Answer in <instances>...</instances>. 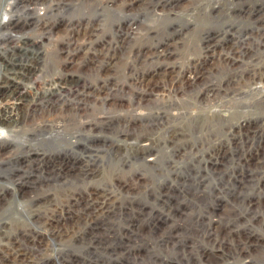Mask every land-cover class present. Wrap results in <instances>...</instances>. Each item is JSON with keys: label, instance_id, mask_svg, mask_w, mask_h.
<instances>
[{"label": "rangeland", "instance_id": "rangeland-1", "mask_svg": "<svg viewBox=\"0 0 264 264\" xmlns=\"http://www.w3.org/2000/svg\"><path fill=\"white\" fill-rule=\"evenodd\" d=\"M9 1L13 0H0V37L3 32H14L13 38L19 43L20 37L37 35L40 27L36 25L9 30L4 24L17 17L26 18L27 7L37 6L44 14L51 0H14V10L1 11ZM60 1L65 17L97 13L92 21L85 17L81 24H75L80 26L74 32L77 39L83 38L86 27L101 26L99 21L109 24L104 29L110 33L111 23L115 30L117 22L136 17L125 22V28L131 25L142 29L147 25L155 29V39L164 37L167 44L171 43L163 63L165 77L150 76L145 71V83L152 92L139 97L137 109L150 119L152 115L154 122L159 115L163 117L149 129L150 138L145 141L117 135L111 129H99L94 138L89 135L86 139L92 149L76 148L72 161L77 159L80 167L83 164L82 170L92 166L90 175L52 176L46 168L30 169L31 174L21 183L0 175L1 245L17 229L46 232L34 223L37 214L60 204L73 190L84 194L88 187L97 186L109 191L108 207L85 221L78 237L46 235L45 259L34 264H263L259 256L264 255V165L260 168L256 157H264V78L260 75L264 70V0H173L166 7L152 9L144 5L146 0H133L131 7L125 5L126 0ZM60 15L57 17L63 18ZM57 24L53 31L43 33L40 44L46 68L49 72L68 70L76 74L77 62L66 68L55 50V44L66 39L65 31L59 30L61 23ZM32 26L35 31H30ZM243 36L250 37L245 43L247 51L239 53L230 66L223 65L207 76V84L222 93L217 101L208 102L195 89L160 86L162 79L169 85L172 75L180 77L183 72L178 71H186L207 57L210 64L212 53L227 52ZM127 60L128 64L132 61L130 57ZM2 67L0 60V85L4 84ZM114 81L121 87L114 91L120 93L114 98L118 104L111 107L113 98H108L105 107L96 106L92 115L120 114L116 124L121 127L125 123L121 114L135 112L130 101L137 103L138 97L129 94L134 79L128 73ZM200 87L203 89V85ZM243 120L247 126L238 127ZM137 124L131 122V129H139ZM152 145L157 148L154 160H148V155L134 158L136 149ZM42 146L48 153L55 151L48 143ZM124 179L132 180V185L120 186ZM204 249L214 253L203 254Z\"/></svg>", "mask_w": 264, "mask_h": 264}, {"label": "bare ground", "instance_id": "bare-ground-1", "mask_svg": "<svg viewBox=\"0 0 264 264\" xmlns=\"http://www.w3.org/2000/svg\"><path fill=\"white\" fill-rule=\"evenodd\" d=\"M146 1L142 2L145 3L144 5L147 8H151L158 5L166 7L173 0ZM61 3L60 0H51L45 12H43L44 14L39 12L37 6L34 9L27 7L29 10L25 9V12L29 14L25 16L26 18L17 17L12 20L10 19L4 24V27L9 30L25 29L31 25H36L40 27L37 35L20 37L19 43H16L17 40L13 38L14 32H3L0 37V60L1 65H3L1 69L4 82V84L0 85V175L6 179L19 181L20 183L31 174L32 171L30 169L40 170L46 168L47 170L45 171H48L52 176L57 174L61 176L70 174L79 176L90 175V173L94 172L92 166L82 170L84 166L82 164V168V166L80 167L77 164L76 157V162L72 161V155L75 153L76 148L80 147V149L83 148L89 151L92 149L91 146L93 145L86 139L89 135L94 138L96 136L92 135L99 129H111L117 135H123L124 137L134 139V141H145L150 138L149 129L151 130L152 126L158 124L159 119L163 117L157 115L158 120L154 122L151 120L152 115L150 119L145 115L144 111L142 112L137 109L140 108L142 96L152 92V88L145 83V71L152 74L150 76L158 75L161 78L166 74L167 68H165V64L163 63L169 54L167 50L171 46V43L167 44L168 40L164 37L155 39V29L153 30L147 27V25L142 29H139V25V28L131 25L125 28L123 24L135 20L136 17L131 19L125 18L121 22H117L116 25L118 26L115 27V30L111 29L114 24L111 23L110 33H107L104 29L109 24L106 25V21H99L98 25L100 24L101 26L97 28L93 27V29L86 27V30L83 31V38L77 39L74 32L80 26H75V24H81L85 17L89 21H92L97 13H93L90 16L84 15V17L75 15L65 17V13L62 11L64 9L61 10ZM125 5L131 7L133 0H126ZM15 6L16 1H9L1 11L10 12L15 9ZM61 12L62 14L60 15ZM57 14L63 15V18L57 17ZM57 23H61L59 30L65 31L66 39L62 43L61 41L57 43V41L55 50L62 58V61L61 58L60 61L63 66L69 67V65L77 62L78 66L77 68L75 66V68L78 70V73L76 74H72L68 70L60 73L58 71L49 72V69L46 68L40 44L43 38H45L43 33L46 30L50 32L53 25H58ZM1 25L3 24L0 23ZM31 29H33V26L30 28V31ZM142 37L144 40H141ZM249 38L246 36L235 40L232 48L227 52L212 53L211 55L214 60H211V63L213 62L212 65H210L211 63L209 64L210 60L207 57L203 61L193 64L192 67L189 66L185 69L186 71L179 69V74L183 72L180 77L177 75L174 78L176 73L175 75L171 74V83L169 85L164 84V80L162 79L163 84L160 86L173 90L179 88H184L183 90L195 89V92L203 96L208 102L217 101L222 93L210 87V84H207V80L209 79L207 76L219 70L223 65L230 66L233 64L237 60L239 53L247 51L245 43L247 44ZM206 42H209V39ZM82 48L84 53L79 54ZM128 57L132 60L129 61V64ZM125 73H128L131 79H134L133 88L130 89L129 94L131 92L132 95H136L135 97H138V102L134 103L130 101V106L136 108L133 110L135 112L128 114V111L126 114H121L123 116L122 120L125 123L120 127L116 124V116L119 118L120 114H110L107 112L106 114H99L100 112L98 111V115L93 116L92 113L97 108L96 106H104L108 98H113L111 107L118 104L116 99L120 96V93L114 91L118 90V88L121 89V87L114 80L118 75ZM110 75L113 77H110ZM260 75L261 78H264V70ZM87 78L91 81L89 82ZM201 85H203V89L204 87L206 89H201ZM227 90L229 89L227 88ZM132 95L130 94V96ZM131 122L138 123L139 129H131ZM3 125L7 128L3 127ZM245 126H247V122L244 120L238 122V127ZM114 131L112 132L114 133ZM83 140L86 141L83 142ZM43 143L52 145L55 151L48 153V149L42 146ZM39 144L41 145L37 146ZM17 147V151H14ZM50 149L52 150V148ZM156 151V146H142L136 149L133 155L136 160L145 159L146 155L149 156L148 160H154ZM256 158H259L258 164L262 168L264 157L257 156ZM129 181V179H124L119 184L122 187L128 186L132 183V180L131 183ZM88 188L89 190L84 194L80 190L71 191L61 200L60 204L56 202L58 205L47 210L45 214L39 213L36 215L33 220L34 223L44 228V230L46 229V232L30 228L17 229L7 242L4 241L5 244L1 245L0 243V264H34L36 261L40 263V261H43L41 259H45L43 257L46 254L45 248L47 249L45 247L46 244L44 245V237L46 235H53V237L56 236L57 238L78 237L83 223L101 214L106 209L107 200L110 199L107 196V193H109L107 189L100 190V187L97 186ZM211 223L215 225L216 221L211 219ZM36 224L35 226H37ZM208 251L210 250L204 249L202 252L203 254L214 253ZM259 259L260 262H264V255L260 254Z\"/></svg>", "mask_w": 264, "mask_h": 264}]
</instances>
